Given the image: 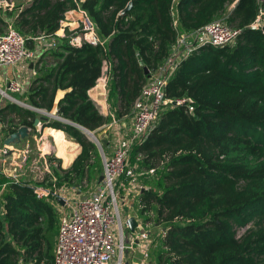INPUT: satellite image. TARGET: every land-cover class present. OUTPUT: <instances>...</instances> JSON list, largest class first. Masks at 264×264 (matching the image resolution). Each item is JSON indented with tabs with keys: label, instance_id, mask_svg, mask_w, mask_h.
<instances>
[{
	"label": "trees",
	"instance_id": "trees-1",
	"mask_svg": "<svg viewBox=\"0 0 264 264\" xmlns=\"http://www.w3.org/2000/svg\"><path fill=\"white\" fill-rule=\"evenodd\" d=\"M262 6L264 0H15L13 27L37 55L26 99L55 112L45 126L64 130L81 150L67 169L48 153L51 171L40 181L32 171L16 182L0 167V264L54 263L60 210L53 194L38 197L35 186L90 193L103 171L99 146L73 123L98 134L114 116L133 117L135 100L178 34L215 19L241 31L232 44L205 43L179 61L164 88L171 103L130 152L135 172L154 169L137 176L147 188L132 205L152 239L151 264H264V25L250 26ZM79 8L100 42L72 44L68 29L55 37L65 13ZM42 34L55 45L43 49L35 39ZM106 67L112 110L104 114L89 91ZM7 110L14 116L1 112L4 135L34 127L35 111L16 104Z\"/></svg>",
	"mask_w": 264,
	"mask_h": 264
},
{
	"label": "built area",
	"instance_id": "built-area-1",
	"mask_svg": "<svg viewBox=\"0 0 264 264\" xmlns=\"http://www.w3.org/2000/svg\"><path fill=\"white\" fill-rule=\"evenodd\" d=\"M174 1L177 2V0ZM10 4L13 5L12 2ZM78 10L81 13L80 24L78 29L71 33L70 42L76 45L81 44L84 40L92 43L100 42L91 18L84 10L80 8ZM263 25L264 6L260 8L257 17L250 26L261 28ZM240 31V29L229 26L223 19H215L194 32L178 34L173 52L167 62L161 67L159 73L143 87L141 94L134 102V115L130 131L125 132L119 126V119L114 116L110 123L104 125L102 137L95 133L98 138L111 136L112 141L109 146L112 145V152L100 150L104 178L97 184L94 191L82 195L81 192L77 194L79 191L77 188L51 189L40 185L35 186L38 197H47L50 194L55 196V200L61 197L65 200L64 208H67L61 210L60 226L54 250V264H123L125 249L133 248L134 245L140 247L144 259H148L152 239L148 231L144 229L141 220H137L136 235L130 245L126 246L124 230L125 227H128L126 223L128 215L123 218L119 202L127 204L133 194H139L140 190L146 189V186L137 181V176L153 173L154 169L140 173L135 172L129 162L130 152L135 145L148 138L157 123L159 112L164 106L171 103V100L164 96V88L169 77L176 70L179 61L199 45L205 43L213 46L232 44ZM65 35H59L56 32L55 37ZM55 37L42 34L35 39L43 49H46L55 45ZM36 58L35 51L27 48L26 37L12 25L0 33V66H19L27 60ZM101 79L107 82V76H102ZM7 86L13 92H20L23 88V84L15 79H9ZM182 102L185 100L172 103ZM2 130L3 125L0 123V162L9 147L4 143ZM47 153L43 146L38 148V156L33 160L30 168L31 171L39 173L40 177L41 175L44 177L46 172L51 171L46 163ZM40 158L45 162L43 169L38 165ZM2 170L5 176L16 182L26 176L22 164L8 167L4 165ZM123 175L124 178L121 177ZM58 205H60L59 202Z\"/></svg>",
	"mask_w": 264,
	"mask_h": 264
},
{
	"label": "crops",
	"instance_id": "crops-1",
	"mask_svg": "<svg viewBox=\"0 0 264 264\" xmlns=\"http://www.w3.org/2000/svg\"><path fill=\"white\" fill-rule=\"evenodd\" d=\"M10 2L13 3L15 0H4L0 1V33L6 31L10 25H12L15 17L18 14V10L11 14V6ZM81 13L78 9H70L65 13V17L63 19V23L61 24L60 29L57 31L59 35H63L66 32V29L73 31L78 29L80 24ZM34 61L35 60H27L23 64L17 66H0V114L1 112L6 114L9 118L10 116H14V113H9L7 110V106L9 104H16L20 107L27 108L33 110L37 113L35 118L39 116H54L55 112L49 113L46 110L38 111L30 105L26 99V94L31 86L35 68H34ZM107 68V67H106ZM9 79H15L20 81L23 84V88L20 92H13L8 89L7 83ZM106 82H104L101 78L98 80L97 84L90 89L89 94L90 97L94 100L95 104L99 108V110L104 113H111V105L108 101L107 97V89H106ZM64 95L63 91L58 92V99H60ZM48 113V114H47ZM1 116V115H0ZM34 118V120H35ZM119 119V126L125 131L129 132L132 127L133 117L122 116ZM33 120V121H34ZM47 120L42 119L40 121V125L37 127H30V134L26 137L20 144L17 145H9L7 152L4 154L2 161H1V170L5 166H13L16 164H22L23 170L26 172L27 177L29 172L31 171V166L33 164V160L38 156V148L44 147V149L49 153L54 155L60 167L62 169H67L71 166L73 160L80 152L81 148L79 143L70 137L64 130L56 129L53 127L45 126ZM34 124V123H33ZM104 126L102 130H104ZM60 132V133H57ZM57 133V134H56ZM3 140L6 138L7 135H4L2 131ZM63 140V141H62ZM110 145V144H109ZM108 153L112 152V145L106 148ZM47 153V154H48ZM44 159L38 161V165L40 168L43 169L45 166ZM46 163L50 167V163L46 159ZM55 164V162H54ZM3 173V170L1 171ZM34 174L37 175L35 172ZM24 177V178H25ZM34 178H36L34 176ZM99 182H97L98 184ZM80 191H77L79 194ZM81 194V193H80ZM136 193L132 195V198L129 199L128 203L126 204L128 209L126 211V216L129 215L131 212L134 214L136 219L139 221V216L134 213L133 208V201L135 200ZM64 209L62 204L59 205ZM128 228V227H126ZM128 238L126 240L124 235V241L126 246L130 245V242L135 237L133 232L128 228ZM57 242V237H56ZM124 262H129V264H151L149 259H144V254L140 250V247L133 246V248L125 249L123 253V264ZM54 264V263H53ZM116 264V263H115Z\"/></svg>",
	"mask_w": 264,
	"mask_h": 264
},
{
	"label": "water",
	"instance_id": "water-1",
	"mask_svg": "<svg viewBox=\"0 0 264 264\" xmlns=\"http://www.w3.org/2000/svg\"><path fill=\"white\" fill-rule=\"evenodd\" d=\"M0 1H4V0H0ZM132 3L130 2L128 4V6L123 10V13H125L130 7H131ZM145 72L148 73L149 70L147 67H145ZM108 75V69L105 68L104 71H103V77H106ZM37 109L38 111H43L42 109H38V108H35ZM45 112V111H43ZM46 113V112H45ZM48 114V113H47ZM56 116V115H55ZM42 119H47V116H39L37 118H35L34 120V126L37 127L40 125V121ZM61 120H64L66 122H70L66 119H63V118H60ZM73 123V122H71ZM74 125L78 126L81 130H83V132L86 134V136H88L91 140H93L94 142L97 143V145L99 146V149L101 151L104 150V147L106 145V143L108 142V140L106 138H98L97 135L95 134L94 131H91L79 124H75L73 123ZM30 127L27 126V125H21L17 128L16 131H14L13 133L9 134L6 136V138L4 139V143L7 144V145H17V144H20L26 137L29 136L30 134ZM104 178V173L102 172L99 176V180L98 182L100 183ZM57 201L64 205L65 204V200L61 197H58L57 198ZM126 223H127V226L128 228L132 231V232H135L136 228L138 227V221L136 219V217L134 216V214L131 212L127 219H126ZM124 264H129V262H124Z\"/></svg>",
	"mask_w": 264,
	"mask_h": 264
},
{
	"label": "rangeland",
	"instance_id": "rangeland-1",
	"mask_svg": "<svg viewBox=\"0 0 264 264\" xmlns=\"http://www.w3.org/2000/svg\"><path fill=\"white\" fill-rule=\"evenodd\" d=\"M234 6V3L233 4H231L230 6H229V8L231 9L232 7ZM173 16H174V24L176 23V26L178 25V20H177V14H176V11H175V7H174V10H173ZM12 26H13V23H12ZM97 134V133H96ZM69 135V134H68ZM99 137H102V132L101 133H98L97 134ZM70 136V135H69ZM71 137V136H70ZM43 177H42V175H41V177H40V175H39V173L36 175V178L35 179H37V181H40L41 179H42ZM96 189V188H95ZM91 193V192H90ZM90 193H81L82 195H86V194H90ZM119 206H120V210H121V212H122V215H123V218L125 217V214H126V211H127V209H128V207H127V205L126 204H123V202L122 201H120L119 202ZM58 207V209L60 210V215H61V210H62V207H60L59 205L57 206ZM66 208V207H65ZM64 208V209H65ZM67 209V208H66ZM250 225H248V226H246V227H243V228H238L237 229V234H238V236H240V235H242L245 231H246V229L249 227ZM128 228H126L125 227V230H124V235H125V238H126V240H127V236H128ZM133 235H135V233L133 232Z\"/></svg>",
	"mask_w": 264,
	"mask_h": 264
},
{
	"label": "bare ground",
	"instance_id": "bare-ground-1",
	"mask_svg": "<svg viewBox=\"0 0 264 264\" xmlns=\"http://www.w3.org/2000/svg\"><path fill=\"white\" fill-rule=\"evenodd\" d=\"M57 133H60V132H57ZM57 133H56V134H57ZM62 141H63V140H62Z\"/></svg>",
	"mask_w": 264,
	"mask_h": 264
}]
</instances>
